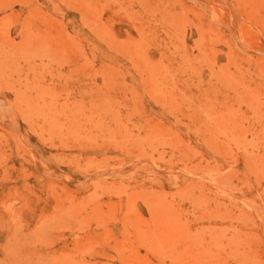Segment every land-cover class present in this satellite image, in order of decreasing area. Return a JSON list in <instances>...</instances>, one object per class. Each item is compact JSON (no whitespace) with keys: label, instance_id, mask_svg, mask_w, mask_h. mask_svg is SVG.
<instances>
[{"label":"rangeland","instance_id":"obj_1","mask_svg":"<svg viewBox=\"0 0 264 264\" xmlns=\"http://www.w3.org/2000/svg\"><path fill=\"white\" fill-rule=\"evenodd\" d=\"M20 1H0V264L207 244L264 264V0Z\"/></svg>","mask_w":264,"mask_h":264},{"label":"bare ground","instance_id":"obj_2","mask_svg":"<svg viewBox=\"0 0 264 264\" xmlns=\"http://www.w3.org/2000/svg\"><path fill=\"white\" fill-rule=\"evenodd\" d=\"M0 1H2V0H0ZM10 1V0H9ZM22 1V0H21ZM20 1V2H21ZM46 1V0H45ZM59 1V0H58ZM65 1V0H64ZM35 2V1H34ZM66 2V1H65ZM78 2V1H77ZM46 3V2H45ZM49 3V2H48ZM74 3H76V1L74 2ZM26 4H28L27 2H26ZM38 4V3H37ZM71 4H72V1H71ZM79 4V3H78ZM85 4V3H84ZM22 5V4H21ZM30 5V4H29ZM43 5V4H42ZM25 6V5H24ZM23 6V7H24ZM12 7V6H11ZM45 7V6H44ZM58 7V6H57ZM74 7V6H73ZM79 7V6H78ZM27 8V7H26ZM25 8V9H26ZM64 9H65V7H64ZM2 10V9H1ZM51 10H52V8H51ZM50 10V11H51ZM66 10V9H65ZM71 10V9H70ZM86 10V9H85ZM75 11V10H74ZM2 12V11H1ZM5 12V11H4ZM38 12V11H37ZM52 12V11H51ZM62 12V11H61ZM59 14V13H58ZM69 14V13H68ZM73 14V13H72ZM103 14V13H102ZM101 14V15H102ZM9 15H10V13H9ZM60 15V14H59ZM28 17H29V15H27ZM50 16V15H49ZM52 16V15H51ZM1 17V16H0ZM31 17V16H30ZM111 17V16H110ZM13 18V17H12ZM11 18V19H12ZM41 17H39L38 19H40ZM55 18V17H54ZM4 19V18H3ZM95 19V18H94ZM97 19V18H96ZM12 20H14V18L12 19ZM34 20V19H33ZM36 20L37 19H35V22H36ZM41 20V19H40ZM44 20V19H43ZM98 20V19H97ZM11 21V20H10ZM30 21H32V20H30ZM79 21V20H78ZM68 22V21H67ZM70 22V21H69ZM5 23V22H4ZM26 23V22H25ZM31 23V22H30ZM38 23H39V21H38ZM78 23V22H77ZM99 23V22H98ZM6 24V23H5ZM35 24V23H34ZM40 24V23H39ZM45 24V23H44ZM73 24V23H72ZM71 24V25H72ZM42 25V24H41ZM74 25V24H73ZM72 25V26H73ZM18 26V25H17ZM36 26V25H35ZM39 26V25H38ZM84 26V25H83ZM1 27V26H0ZM23 27H24V25H23ZM29 27V26H28ZM49 27V26H48ZM76 27V26H75ZM2 28V27H1ZM5 28V27H4ZM8 28V27H7ZM46 28V27H45ZM24 29V28H23ZM52 29V28H51ZM54 29V28H53ZM70 29H72V28H70ZM28 30H29V28H28ZM62 30V29H61ZM35 31H36V29H35ZM34 31V32H35ZM38 31V30H37ZM52 31V30H51ZM77 31V30H76ZM81 31V30H80ZM89 31V30H88ZM29 32V31H28ZM30 32H32V31H30ZM40 32V31H39ZM48 32V31H47ZM78 32V31H77ZM5 33V32H4ZM14 33V32H13ZM17 33V32H16ZM24 33H26V32H24ZM44 33V32H43ZM53 33H54V31H53ZM6 34V33H5ZM32 34V33H31ZM36 34V33H35ZM82 34H83V32H82ZM10 35V34H9ZM26 35V34H25ZM28 36H29V34H27ZM40 35V34H39ZM60 35V34H59ZM66 35V34H65ZM81 35V34H80ZM24 37V36H23ZM25 37H27V36H25ZM57 37V36H56ZM60 37V36H59ZM31 38V37H30ZM58 38V37H57ZM67 38V37H66ZM78 38V37H77ZM81 38V37H80ZM32 39H33V37H32ZM39 39V38H38ZM58 39H60V38H58ZM64 39V38H63ZM68 39V38H67ZM24 40V39H23ZM41 40V39H40ZM62 40V39H61ZM85 40V39H84ZM32 41V40H31ZM52 41V40H51ZM27 42V41H26ZM49 42V41H48ZM53 42V41H52ZM35 43H37V41L35 42ZM51 43V42H50ZM59 43V42H58ZM61 43H62V41H61ZM26 43L24 42V44L23 45H25ZM43 44V43H42ZM70 44V43H69ZM45 46V45H44ZM57 46V45H56ZM17 47V46H16ZM68 48V47H67ZM89 48V47H88ZM30 50V49H29ZM98 50V49H97ZM27 51V50H26ZM11 52V51H10ZM65 52H66V50H65ZM69 52V51H68ZM102 52V51H101ZM105 52V51H104ZM103 53V52H102ZM15 54V53H14ZM29 54V53H28ZM50 54V53H49ZM68 54H70V53H66V55H68ZM93 54V53H92ZM91 54V55H92ZM16 55V54H15ZM14 55V56H15ZM24 55H26V54H24ZM102 55V54H101ZM105 55V54H104ZM16 56H18V55H16ZM20 56H22V55H20ZM113 56V55H112ZM24 57V56H23ZM31 57V56H30ZM47 57V56H46ZM49 58V57H48ZM70 58V57H69ZM104 58V57H103ZM18 59V58H17ZM21 59H23V58H21ZM20 60V59H19ZM71 60L72 59H70V62H71ZM73 61V60H72ZM31 62H32V60H31ZM57 62V61H56ZM65 62V61H64ZM13 63H15V62H12V64ZM67 63V62H66ZM77 64V63H76ZM24 65H26L25 64V62H24ZM80 65V64H79ZM25 68V67H24ZM73 68V67H72ZM77 68V67H76ZM74 70H76V69H74ZM93 70V69H92ZM7 71V70H6ZM23 71V70H22ZM94 71V70H93ZM92 71V72H93ZM22 73H24V72H22ZM8 74V73H7ZM11 74V73H10ZM10 74H8V75H6V77H8L7 79L8 80H6V81H10L11 79H9V78H11V75ZM10 75V76H9ZM15 75V74H14ZM38 75V74H37ZM95 75V74H94ZM93 75V76H94ZM5 76V75H4ZM16 76V75H15ZM89 76V75H88ZM92 76V77H93ZM31 77V76H30ZM79 78V77H78ZM91 78V77H90ZM28 79V78H27ZM76 79V78H75ZM72 81H73V79H72ZM81 81H82V79H81ZM42 82H44V81H42ZM68 82V81H67ZM86 82V81H85ZM41 83V82H40ZM51 83V82H50ZM63 83H65V82H63ZM75 83H76V81H75ZM79 83V82H78ZM77 83V84H78ZM81 83V82H80ZM79 83V84H80ZM87 83V82H86ZM45 85V84H44ZM82 85V84H81ZM81 85H79V87H81ZM86 85V84H85ZM84 85V86H85ZM90 85V84H89ZM4 86V85H3ZM73 86H74V84H73ZM77 86V85H76ZM27 90V89H26ZM80 91V90H79ZM2 93V92H1ZM67 94V93H66ZM14 97H17V93L14 95ZM6 100V99H5ZM4 100V101H5ZM8 102V101H7ZM52 109V108H51ZM219 116V115H218ZM2 129V128H1ZM195 131V130H194ZM228 132V131H227ZM252 132V131H251ZM255 138V137H254ZM257 138V137H256ZM206 140V139H205ZM245 141V140H244ZM248 142V141H247ZM244 143V142H243ZM59 145V144H58ZM74 145V144H73ZM181 145H183V144H181ZM8 146V145H7ZM63 146V145H62ZM78 146V145H77ZM102 146V145H101ZM100 146V147H101ZM94 147V146H93ZM97 147V146H96ZM99 147V146H98ZM2 148V147H1ZM86 148V147H85ZM91 148V147H90ZM82 149V148H81ZM254 149V148H253ZM93 150V149H92ZM96 150H98V149H96ZM95 150V151H96ZM4 151V150H3ZM2 151V152H3ZM84 151V150H83ZM86 151V150H85ZM187 151L189 152V150L187 149ZM214 154V153H213ZM17 156V155H16ZM216 156V155H215ZM18 158H19V156H18ZM227 158V157H226ZM211 160V159H210ZM231 160H233V159H231ZM23 161V160H22ZM258 161V160H257ZM212 162V161H211ZM243 163H245V162H243ZM198 165V164H197ZM245 166H246V164H245ZM21 167H22V165H21ZM244 167V166H243ZM9 169V168H8ZM248 169V168H247ZM246 169V170H247ZM119 170H121V169H119ZM181 170H182V168H181ZM242 170V169H241ZM95 172V171H94ZM185 172V171H184ZM249 171H247V173H248ZM110 173V172H109ZM113 173V172H112ZM187 173V172H186ZM238 173V172H237ZM251 173V172H250ZM87 174V173H86ZM111 174V173H110ZM114 174H116L115 172H114ZM138 174V173H137ZM137 174H136V176H137ZM141 174V173H140ZM171 174V173H170ZM178 174V173H177ZM183 173H180V174H178V175H182ZM239 174V173H238ZM111 175H113V174H111ZM184 175H186V174H184ZM115 176V175H114ZM117 176H119V175H117ZM169 176V175H168ZM192 176V175H191ZM24 177V176H23ZM180 177V176H179ZM97 178V177H96ZM112 178V177H111ZM120 178V177H119ZM170 178H171V175H170ZM173 178V177H172ZM98 179V178H97ZM180 179V178H179ZM144 180V179H143ZM171 180V179H170ZM99 181H101L100 179H99ZM106 181V180H105ZM168 181V180H167ZM182 181V180H181ZM186 181V180H185ZM4 182V181H3ZM117 182H119V181H117ZM154 182V181H153ZM152 182V183H153ZM173 182V181H172ZM86 183V182H85ZM88 183V182H87ZM155 183V182H154ZM168 183V182H167ZM193 182H191V184H192ZM101 185V184H100ZM106 185V184H105ZM134 185V184H133ZM159 185V184H158ZM171 185V184H170ZM186 185V184H185ZM149 186V185H148ZM259 186V185H258ZM131 187V186H130ZM133 187V186H132ZM145 187V186H144ZM150 187V186H149ZM192 187V186H191ZM11 188V187H10ZM152 188V187H151ZM215 188V187H214ZM193 189V188H192ZM87 190V189H86ZM150 191V190H149ZM196 191V190H195ZM259 191V190H258ZM22 192V191H21ZM204 192V191H203ZM232 192V191H231ZM235 192V191H234ZM242 192V191H241ZM246 192V191H245ZM19 193H20V191H19ZM25 193V192H24ZM147 193V192H146ZM243 193V192H242ZM204 194V193H203ZM256 194V193H255ZM254 194V195H255ZM27 195V194H26ZM240 195H241V193H240ZM135 196V195H134ZM147 196V195H146ZM176 196V195H175ZM253 196V195H252ZM257 196V195H256ZM144 197V196H143ZM172 197V196H171ZM174 197V196H173ZM178 197V196H177ZM176 197V198H177ZM204 197H205V194H204ZM254 197V196H253ZM150 198V197H149ZM228 198V197H227ZM246 198V197H245ZM26 199V198H25ZM172 199V198H171ZM240 199V198H239ZM247 199H248V197H247ZM250 199V198H249ZM174 200V199H173ZM216 200V199H215ZM229 200V199H228ZM227 200V201H228ZM258 200H259V202H260V198H258ZM105 201V200H104ZM113 201V200H112ZM135 201H136V199H135ZM183 201V200H182ZM102 202V201H101ZM116 202V201H115ZM138 202V201H137ZM239 202H241V201H239ZM253 202H255V201H253ZM112 203V202H111ZM135 203V202H134ZM215 203H216V201H215ZM221 203V202H220ZM220 203H218L219 205H217L216 204V207H218V206H221L220 205ZM181 204V203H180ZM90 205V204H89ZM182 205V204H181ZM255 205H257L258 206V204L256 203ZM100 206V205H99ZM134 206V205H133ZM139 206V205H138ZM262 206V205H261ZM123 208H124V206H122ZM194 207V206H193ZM223 207V206H222ZM158 208V207H157ZM161 208V207H160ZM178 208V207H177ZM224 208V207H223ZM261 208H263V207H261ZM257 209H258V207H257ZM256 209V210H257ZM197 210H198V208H197ZM255 210V211H256ZM259 210H261V209H259ZM106 211V210H105ZM161 212H159V214H163V213H166V214H171L170 212H168V211H166V210H163V209H161L160 210ZM163 211V212H162ZM204 211H206V209L204 210ZM199 212V211H198ZM260 212V211H259ZM134 213V212H133ZM261 213H263V211L261 210ZM118 214V213H117ZM130 214V213H129ZM158 214V215H159ZM257 214V213H256ZM184 215H185V213H184ZM205 215V214H204ZM192 216V215H191ZM258 216V215H257ZM262 216V215H261ZM123 217V216H122ZM199 217V216H198ZM243 217V216H242ZM133 218V217H132ZM120 219V218H119ZM264 219V218H263ZM98 220H100V219H98ZM164 220V219H163ZM194 220V219H193ZM215 220V219H214ZM143 221H144V219H143ZM219 221V220H218ZM217 221V222H218ZM253 221V220H252ZM146 222H147V220H146ZM169 222V221H168ZM166 222H164V224H165ZM248 223V222H247ZM259 223V222H258ZM260 223H261V221H260ZM122 224V223H121ZM251 224V223H250ZM107 225V224H106ZM142 225V224H141ZM248 225V224H247ZM260 225H263V224H260ZM98 226V225H97ZM253 226V225H252ZM255 226V225H254ZM102 227V226H101ZM199 227V226H198ZM230 227H231V229H232V231L233 232H235V233H237V232H239V231H241V226L240 225H233L232 223L230 224ZM90 228V227H89ZM87 229V228H86ZM91 229V228H90ZM159 229V228H158ZM218 229V228H217ZM230 229V230H231ZM110 230V229H109ZM102 231V230H101ZM101 231H100V233H101ZM133 231V230H132ZM149 231V230H148ZM207 231V230H206ZM112 232V231H111ZM142 232H143V230H142ZM146 232V231H145ZM150 232V231H149ZM161 232H162V230H161ZM104 233V232H103ZM127 233V232H126ZM140 233V232H139ZM167 233V232H166ZM165 233V234H166ZM102 234V233H101ZM134 234H135V232H134ZM165 234H164V236L163 235H160V236H163L164 238L166 237L165 236ZM113 235V234H112ZM118 235H120V234H118ZM171 235H172V233H171ZM114 236V235H113ZM147 236H148V234H147ZM205 236V235H204ZM81 238H82V236H80ZM111 237V236H110ZM115 237V236H114ZM125 237H126V235H125ZM255 237V236H254ZM79 238V237H78ZM108 238V237H107ZM172 238V237H171ZM256 238V237H255ZM84 239V238H83ZM221 239V238H220ZM142 240V239H141ZM93 241V240H92ZM111 241V240H110ZM134 241V240H133ZM138 241V240H137ZM140 241V240H139ZM219 241V240H218ZM249 241V240H248ZM129 242V241H128ZM173 242V241H172ZM205 242V241H204ZM126 243V242H125ZM130 243V242H129ZM145 243H146V241H145ZM144 243V246L146 245ZM174 243V245L176 246V242H173ZM211 243V242H210ZM116 244V243H115ZM137 244V243H136ZM96 245V244H95ZM105 245V244H104ZM111 245H113V244H111ZM214 246V248H212L213 250H215V251H213V250H211V247L210 246ZM220 245L221 244H207V246H204V247H202V249L201 250H198V251H191L190 250V252H188V251H178V254L175 256V257H172L171 256V258H169V261H170V264H178V258L179 257H181V259H180V261H181V264H190V263H192V264H208V263H211L212 262V259H213V262L211 263V264H219L220 262H224V260H226L227 258H233L234 257V259H235V261H237V260H239L240 258H244L245 256L243 255V256H241V254H240V252H238V248H236V246L233 248V249H230V251H228V252H225V256H222L221 254V251L224 249V248H222L221 250H220ZM226 245V244H225ZM260 245V244H259ZM100 246V245H99ZM131 246H133V245H131ZM130 246V247H131ZM143 246V245H142ZM223 246V245H222ZM95 247H97V245L95 246ZM112 247V246H111ZM129 247V246H128ZM181 247V246H180ZM100 248V247H99ZM113 248V247H112ZM145 248V247H144ZM147 248V247H146ZM173 248V247H172ZM174 248H176V247H174ZM106 249V248H105ZM134 249H135V246H134ZM134 249H132V250H134ZM261 249V248H260ZM128 250V249H127ZM136 250V249H135ZM148 250V249H147ZM176 250H177V248H176ZM121 251V250H120ZM123 252V251H122ZM147 253V252H146ZM154 253V252H153ZM91 254V253H90ZM96 254V253H95ZM157 254V253H156ZM169 254H171V253H169ZM251 254V253H250ZM159 255V254H158ZM263 255V254H262ZM124 256H126L125 254H124ZM117 257V256H116ZM148 257V256H147ZM253 257V256H252ZM131 261V260H130ZM140 261H142V260H140ZM139 261V262H140ZM138 262V263H139ZM160 262V261H159ZM142 263V262H141Z\"/></svg>","mask_w":264,"mask_h":264}]
</instances>
